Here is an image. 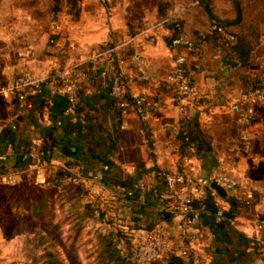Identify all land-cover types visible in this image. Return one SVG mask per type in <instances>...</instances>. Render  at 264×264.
<instances>
[{
    "label": "crops",
    "instance_id": "1",
    "mask_svg": "<svg viewBox=\"0 0 264 264\" xmlns=\"http://www.w3.org/2000/svg\"><path fill=\"white\" fill-rule=\"evenodd\" d=\"M159 1L0 0V87L25 68L44 79L25 98L0 93V153L7 155L0 160V264L13 257L6 241L18 234L16 223L40 227L49 237L51 221L69 226L59 198L109 206L135 241L155 226L166 227L178 253L187 247L188 264H264V230L257 228L264 215V103L249 142L232 108L240 93L264 84V0H239L242 19L228 27L250 43L247 60L227 50L197 0H162L168 16L178 11L182 28L169 22L149 29L163 16ZM51 7L61 21L55 43L48 27ZM212 9L220 18L237 16L235 0H212ZM177 33L198 41L187 54L193 93L182 102L166 79L175 55L170 40ZM110 43L114 49L106 51ZM79 60L87 74L71 105L48 76ZM115 74L126 82L129 97L146 92L155 103L146 120L134 111L121 115L111 90ZM46 145L47 164L40 156ZM182 164L194 174L234 175L252 203L209 190L198 238L184 244L175 196L160 195L166 173ZM59 169L70 173L68 186L54 183ZM90 170L101 172L93 177ZM6 174L13 183H5ZM41 200L45 208L38 215ZM219 207L225 213L221 223L215 220Z\"/></svg>",
    "mask_w": 264,
    "mask_h": 264
},
{
    "label": "built area",
    "instance_id": "2",
    "mask_svg": "<svg viewBox=\"0 0 264 264\" xmlns=\"http://www.w3.org/2000/svg\"><path fill=\"white\" fill-rule=\"evenodd\" d=\"M172 22L177 30L182 28V21L178 11L172 15L161 18L153 22L148 27L155 29L158 26H164ZM48 27L51 33V43L56 42L55 35L61 28L60 14L56 7H52L49 13ZM213 28H217L224 33L226 43L234 40L235 35L227 31L224 26L213 24ZM170 46L175 50L174 63L172 69L166 76L167 81L172 85L175 99L182 102L193 93L194 74L187 65V54L196 50L195 40L182 33L172 36ZM108 47L106 51L113 50ZM98 56H94L95 59ZM135 58H139V54H135ZM87 74V65L84 61H74L70 64L59 66L50 72L49 76L54 83L56 90L64 93L71 105L76 104L80 84ZM44 79L34 75L29 69L25 68L16 74L12 82L8 86L0 87V93L5 91L17 92L20 98H25L30 88L39 89ZM126 82L117 74L113 76L111 90L116 97L117 104L120 108L122 116L128 115L130 112H136L142 120H146L149 112L155 108V103L150 99L146 92H140L129 97L125 91ZM264 103V87L257 86L244 90L232 103V108L237 114V119L243 129V139L249 142L252 138L251 126L256 118L257 107ZM0 121V131H1ZM41 160L47 164L48 159L44 151H40ZM5 153H0V160L6 159ZM100 170H90L87 172L89 176L96 177L100 174ZM5 183L14 182V176L6 174L3 178ZM217 182L225 187L229 195L238 197L243 204L250 205L252 203V194L244 191L240 181L228 172L215 174H194L190 172L184 164L177 172H168L165 175V189L161 192V196H175V206L177 214L180 216V229L184 244L198 238V224L202 210L205 208L209 190L218 193L212 184ZM225 213L222 207L215 211V220L220 223L224 220ZM257 228L264 230V215L257 219ZM171 246L169 232L162 225L155 226L146 235L137 240L136 259L138 262L146 263L157 257ZM187 247H183L182 255L187 253ZM12 264H23L14 262Z\"/></svg>",
    "mask_w": 264,
    "mask_h": 264
},
{
    "label": "trees",
    "instance_id": "3",
    "mask_svg": "<svg viewBox=\"0 0 264 264\" xmlns=\"http://www.w3.org/2000/svg\"><path fill=\"white\" fill-rule=\"evenodd\" d=\"M212 9V0H205ZM164 1H159V10L163 13V17L168 16L164 12ZM213 11V9H212ZM214 13V12H213ZM214 18H211L212 27L213 24L224 26L227 31V24L229 19L220 18L214 13ZM217 33L218 38L223 45L230 52L235 51L239 54L240 60H247L251 54V45L244 38L240 37L237 32L229 31L235 35L232 42L226 43V37L224 33L217 28H213ZM114 43H110V47ZM196 49L198 47V41L195 40ZM236 63V62H235ZM262 86L264 84H255L252 87ZM251 88V87H250ZM40 150L44 151L46 157L49 158V146L41 147ZM71 152V150H66ZM70 173L66 169H59L56 175L53 176L54 183L59 186H68L70 181H64ZM79 187V185H78ZM60 208L65 213V221L69 223L70 229L75 231L74 239H80L84 234L90 236V242L93 243V252L96 254L95 264H159L163 260H166L167 264H188L185 257L178 253L175 248H167L161 256L157 257L146 263L138 262L136 259V247L137 241L131 235V231L125 228L119 220L115 219V215L112 213L109 206L102 205L97 200L88 201L85 203L78 202H66L63 198H59ZM37 214L39 215L42 209L45 208L43 200L36 202ZM39 217V216H38ZM64 221L54 222L51 221V225L54 228H58L59 224H63ZM221 223V222H220ZM32 240L37 241L42 245V252L38 255L37 263L32 264H67L64 257L58 249L54 240L49 237L40 227L36 229L33 234Z\"/></svg>",
    "mask_w": 264,
    "mask_h": 264
},
{
    "label": "rangeland",
    "instance_id": "4",
    "mask_svg": "<svg viewBox=\"0 0 264 264\" xmlns=\"http://www.w3.org/2000/svg\"><path fill=\"white\" fill-rule=\"evenodd\" d=\"M74 4L76 3L72 2L70 5L72 11L77 9V6ZM36 229L37 228L27 226L22 222H20V224H15V231L13 233L15 234L18 232V234L14 235L13 241H6V247L9 253L13 254V257L9 259L7 264H12L14 262H21L23 264L37 263L38 255L42 252V245L32 240ZM49 235L56 243L58 249H60L67 264H95L96 254L93 252V243L90 242L89 235L84 234L80 239H74L75 231L70 229V225L63 226V224H59L58 228H54L51 225ZM139 239H141V237ZM159 264H167V262L163 260Z\"/></svg>",
    "mask_w": 264,
    "mask_h": 264
},
{
    "label": "water",
    "instance_id": "5",
    "mask_svg": "<svg viewBox=\"0 0 264 264\" xmlns=\"http://www.w3.org/2000/svg\"><path fill=\"white\" fill-rule=\"evenodd\" d=\"M197 1L205 8V10L209 14V16L211 18H214L215 15H214L211 7L209 6V4L205 0H197ZM235 2H236V6H237V16L233 20H228L227 21V24H229V25L237 24L242 19L243 12H242V9H241L240 2H239V0H235ZM212 186L215 189H217V191L220 194H222L223 196L227 195V190L222 185L218 184L217 182H213Z\"/></svg>",
    "mask_w": 264,
    "mask_h": 264
}]
</instances>
